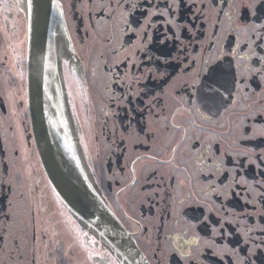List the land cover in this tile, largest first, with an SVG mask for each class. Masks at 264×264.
Wrapping results in <instances>:
<instances>
[{
  "label": "flooded vegetation",
  "instance_id": "obj_1",
  "mask_svg": "<svg viewBox=\"0 0 264 264\" xmlns=\"http://www.w3.org/2000/svg\"><path fill=\"white\" fill-rule=\"evenodd\" d=\"M30 11L0 0V264H132L51 182L31 86L145 264H264V0H52L32 75Z\"/></svg>",
  "mask_w": 264,
  "mask_h": 264
},
{
  "label": "water",
  "instance_id": "obj_2",
  "mask_svg": "<svg viewBox=\"0 0 264 264\" xmlns=\"http://www.w3.org/2000/svg\"><path fill=\"white\" fill-rule=\"evenodd\" d=\"M51 11L52 0H31L29 17L31 75L34 58L37 53L40 56L45 51L44 47L43 49L40 46L37 47L36 43L46 42ZM32 92L31 86L30 105L33 116L38 121L35 122V127L42 161L55 189L79 218L84 219L103 235L117 251L121 260L126 263L129 261L132 264H145L134 240L109 212L76 163L69 137L63 130L64 125L55 118L46 117L44 104L41 101L37 104L32 97Z\"/></svg>",
  "mask_w": 264,
  "mask_h": 264
},
{
  "label": "rangeland",
  "instance_id": "obj_3",
  "mask_svg": "<svg viewBox=\"0 0 264 264\" xmlns=\"http://www.w3.org/2000/svg\"><path fill=\"white\" fill-rule=\"evenodd\" d=\"M87 264H89V263H87Z\"/></svg>",
  "mask_w": 264,
  "mask_h": 264
}]
</instances>
